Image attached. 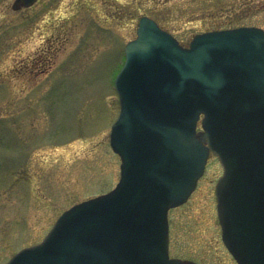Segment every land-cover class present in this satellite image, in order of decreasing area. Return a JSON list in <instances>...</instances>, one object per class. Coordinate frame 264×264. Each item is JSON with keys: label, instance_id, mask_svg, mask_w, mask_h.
Masks as SVG:
<instances>
[{"label": "water", "instance_id": "95a60500", "mask_svg": "<svg viewBox=\"0 0 264 264\" xmlns=\"http://www.w3.org/2000/svg\"><path fill=\"white\" fill-rule=\"evenodd\" d=\"M114 86L115 187L65 210L5 264H198L168 256L167 211L186 201L210 150L223 166L222 240L239 263L264 264V30H211L183 46L141 16Z\"/></svg>", "mask_w": 264, "mask_h": 264}, {"label": "rangeland", "instance_id": "374dc122", "mask_svg": "<svg viewBox=\"0 0 264 264\" xmlns=\"http://www.w3.org/2000/svg\"><path fill=\"white\" fill-rule=\"evenodd\" d=\"M14 1L0 0V264L116 184L113 83L141 16L182 45L238 24L264 29V0ZM221 169L211 156L190 197L168 211L171 256L229 264L215 206Z\"/></svg>", "mask_w": 264, "mask_h": 264}, {"label": "flooded vegetation", "instance_id": "af4514ba", "mask_svg": "<svg viewBox=\"0 0 264 264\" xmlns=\"http://www.w3.org/2000/svg\"><path fill=\"white\" fill-rule=\"evenodd\" d=\"M221 239V238H220ZM221 243H222V241H221ZM222 245H223V243H222ZM223 247H224V245H223ZM224 249L226 250V256L225 257H229V264H239L236 260H235V258H234V256L231 254V253H229L228 251H227V249L224 247ZM173 257H175V256H173Z\"/></svg>", "mask_w": 264, "mask_h": 264}, {"label": "trees", "instance_id": "16d2710c", "mask_svg": "<svg viewBox=\"0 0 264 264\" xmlns=\"http://www.w3.org/2000/svg\"><path fill=\"white\" fill-rule=\"evenodd\" d=\"M239 26L242 25V24H238Z\"/></svg>", "mask_w": 264, "mask_h": 264}]
</instances>
